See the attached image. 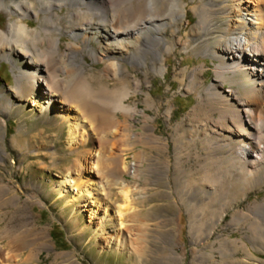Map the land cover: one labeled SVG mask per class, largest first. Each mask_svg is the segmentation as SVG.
<instances>
[{"label": "bare ground", "instance_id": "bare-ground-1", "mask_svg": "<svg viewBox=\"0 0 264 264\" xmlns=\"http://www.w3.org/2000/svg\"><path fill=\"white\" fill-rule=\"evenodd\" d=\"M0 11L6 17L0 27V60L11 64L16 78V84L0 90V113L21 111L24 121L31 117L27 112L37 113L53 122L45 131L33 128L30 137L20 132L11 147L20 149L25 158L27 148L38 142L51 146V152L36 153L42 167L54 165L64 155L73 156L72 163L57 173L58 195L73 192L70 202H83L86 226H93L96 235L101 233L104 239L111 224L117 232L108 240L136 248L132 242L126 245L124 230L136 211L129 177H140L144 158L129 164L131 146L139 143L156 149L159 156L151 167L163 178L170 177L171 162L162 161L169 153V141L157 134L154 120L140 110L138 99L136 103L132 99L147 92L152 74L166 77L168 58L182 51L197 48L215 61L211 84H206L204 67H195L183 70L181 87L187 92L204 87L200 105L219 113L204 122L183 121L177 129L175 175L200 185L189 196L182 188L193 241L201 238L196 208H210L215 230L216 218L224 211L213 194L225 195L238 184L247 191L255 180H264V0H0ZM64 36L69 41L63 43ZM146 94L154 98L151 92ZM137 122L143 123L140 131ZM191 129L203 132L200 141L212 154L228 149L225 169L219 167L222 158L215 157L212 162L218 166L202 163L200 178H194L186 161L197 144ZM57 131L66 135L60 143L54 141L58 134L53 138ZM6 135L0 119V141ZM8 156L0 143V160ZM18 192L9 182L4 184L1 205L24 207ZM114 195L120 202L112 200ZM22 215L23 225L33 229L31 215ZM234 222L249 224V239L264 249V199L249 213L236 214ZM176 253L173 260H183ZM20 256L15 246L0 239V264H19ZM253 256L247 250L244 260H262Z\"/></svg>", "mask_w": 264, "mask_h": 264}, {"label": "rangeland", "instance_id": "rangeland-1", "mask_svg": "<svg viewBox=\"0 0 264 264\" xmlns=\"http://www.w3.org/2000/svg\"><path fill=\"white\" fill-rule=\"evenodd\" d=\"M190 16L193 21L196 20L193 11L190 12ZM5 22L6 17L0 11V27ZM67 41L69 38L64 36L63 43ZM168 59L170 69L166 77L152 74L153 83L147 92H151L154 98L148 97L146 92L139 93L132 99L134 103L138 99L140 110H145L149 115L148 119L154 120L157 134L168 139L169 153L162 156V161H170L172 166L170 177L163 178L162 174H157L151 167L155 156H159L156 149L138 143L131 146L133 149L127 153L129 164L144 158L140 177L138 179L129 177L134 187L132 199L136 211L124 233L126 245L132 242V245L136 246L134 250L129 246H119L115 240H108L109 236L114 237L117 232L113 225L110 224L105 229L104 239L99 235L101 233L98 235L94 233L93 226H86L88 218L81 212L83 202L81 200L70 202L73 192L62 197L58 195L61 179L57 173L72 163L73 156L64 155L62 159L54 160V165L50 162L42 167L36 153L37 151L42 154L51 152L54 150L51 146L39 145L38 142L37 147L27 148L29 152H26L25 158L20 149L11 147L12 140L20 132L30 137L33 128L45 131L47 129L44 128L53 125V122L49 121V118L39 117L37 113L27 112L31 116L28 121H24L21 111H13L11 115L0 113V119L7 132L0 143L9 153L6 160H0V188L8 182L15 186L19 190L18 193L24 205L20 209H10L1 205L0 200V239L4 245L17 248L21 254L18 259L19 264H243V261L261 264L264 262V249L254 246L249 239L250 225L234 222L236 214L249 213L251 206L264 199V180L258 183L254 178V187L250 186L247 191L241 190V184H238L228 189L225 195L213 194V199L217 198L216 204H219L221 211H224L222 216L218 215L216 218L215 230L212 229L210 208H196L194 215L198 221L197 233L201 238L193 241L189 231L190 216L185 205L186 200L183 199L182 188L189 196V192L197 191L200 185L197 182L188 184L186 178L179 179L175 175V168H177L175 145L179 137L177 129L183 121L204 122L209 118H218L219 113L211 112L207 107L202 108L200 105L202 102L200 92L204 91V87L187 92L181 87V83L184 79V69L204 67L206 84H211L215 77V61L197 48L187 52L182 51ZM99 67L101 68L102 65ZM176 67L179 68L178 71H175ZM136 74L142 75L141 72ZM229 82L231 83L230 80ZM230 83L225 84L226 88H230ZM14 84H16V78L11 64L0 60V90ZM140 117L143 118L138 116ZM137 125L139 128L136 131H140L143 123L137 122ZM188 131L191 133L190 129ZM202 133L200 130L192 133L197 139V144L191 148L192 158L186 160L187 165L195 173L196 179L201 176L202 163L217 165L212 162L215 157L222 158L219 167L222 169L227 167L225 156L228 155V149L212 154V150L200 141L199 136ZM54 137V141L59 143L66 139L65 132L59 131L53 133ZM112 200L120 202L116 195L112 197ZM170 203L173 205L172 209L169 208ZM24 212L31 215L34 222L33 229L31 224L28 227L23 225L26 220L22 215ZM252 217L254 218L255 215ZM56 224L61 225L65 233L62 242L66 240L67 246H60L52 236ZM247 250L255 254L254 259L262 260H244ZM176 251L183 260H173L172 257L177 256ZM139 257L141 260H137Z\"/></svg>", "mask_w": 264, "mask_h": 264}, {"label": "trees", "instance_id": "trees-1", "mask_svg": "<svg viewBox=\"0 0 264 264\" xmlns=\"http://www.w3.org/2000/svg\"><path fill=\"white\" fill-rule=\"evenodd\" d=\"M181 99H182L183 101H187V100L184 99V98H181ZM52 234H53L52 236L54 237V239L56 240V242H57L60 246H62V247H63L64 245L67 246L68 242H67L66 240L63 239L65 242H64V243L62 242V238L65 237V233H64V231H63V229H62V227H61L60 224H56V225H55Z\"/></svg>", "mask_w": 264, "mask_h": 264}]
</instances>
